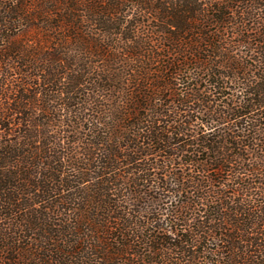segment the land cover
I'll list each match as a JSON object with an SVG mask.
<instances>
[{
    "label": "trees",
    "instance_id": "trees-1",
    "mask_svg": "<svg viewBox=\"0 0 264 264\" xmlns=\"http://www.w3.org/2000/svg\"><path fill=\"white\" fill-rule=\"evenodd\" d=\"M0 42V264H264V0H0Z\"/></svg>",
    "mask_w": 264,
    "mask_h": 264
},
{
    "label": "rangeland",
    "instance_id": "rangeland-1",
    "mask_svg": "<svg viewBox=\"0 0 264 264\" xmlns=\"http://www.w3.org/2000/svg\"><path fill=\"white\" fill-rule=\"evenodd\" d=\"M12 35L14 37L13 42H11L13 47H16L17 44L21 41L26 42V44L28 45V48L30 50L35 51L36 49H38V58L39 59H42V60L46 59L47 60L51 57V54L55 51L52 44L49 45L50 49H45L44 47H42L45 44V39L43 38L42 33L40 31H38L35 27L25 28V29H23V28L17 29V30L12 32ZM4 46H6V45L4 43L0 42V50H2ZM0 68H1V64H0Z\"/></svg>",
    "mask_w": 264,
    "mask_h": 264
}]
</instances>
